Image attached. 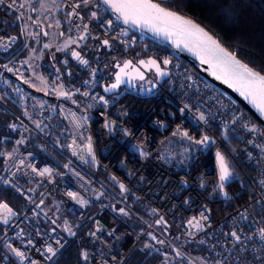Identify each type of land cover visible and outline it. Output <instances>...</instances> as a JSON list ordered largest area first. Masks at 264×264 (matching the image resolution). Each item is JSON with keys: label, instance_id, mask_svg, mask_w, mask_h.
<instances>
[{"label": "built area", "instance_id": "built-area-1", "mask_svg": "<svg viewBox=\"0 0 264 264\" xmlns=\"http://www.w3.org/2000/svg\"><path fill=\"white\" fill-rule=\"evenodd\" d=\"M154 1L163 4L165 0ZM59 2L69 16L72 32L49 49L62 53L90 37H104L123 55L119 58L135 59L124 46L130 43L138 52L155 57L169 69V75L149 93L120 87L107 95L98 87L102 78L98 62H90L87 73L72 81L54 73V104L66 138V161L60 165L34 152L20 153L5 169L1 183L18 190L25 205L19 211L5 200L0 202L14 213L4 223L0 209V222L6 225L0 233V264H48L55 257L47 258L51 256L48 246L57 253L75 236L44 204L45 195L52 190L67 200L64 211L91 221L86 264H123L133 249L148 248L149 229L172 240L169 230L178 234L189 243V247L179 245L193 264H264V241L258 235L264 226L252 207L256 202L264 209V185L260 183L264 180V126L179 54L120 23L101 0ZM24 7V0L0 2L1 46L11 44L12 30L17 27L29 46L41 35L39 26L26 19ZM47 42L48 38L41 44ZM164 60L170 63L164 65ZM147 78L150 83L156 79L153 73ZM48 93H41L40 101L46 102ZM201 114L205 119H200ZM252 128L256 131H250ZM185 132L195 143L206 134L215 143L198 144L179 164L162 149L172 136ZM226 132L235 137L236 148L226 146ZM218 146L236 164L244 183L232 172L223 190L216 187ZM239 150L251 162V174L237 162ZM45 168L50 175L39 174ZM105 189L112 192L118 206L133 210L146 226L137 228L109 201L102 200ZM69 192L85 203L68 196ZM135 206L144 208L145 214ZM71 232L76 234L74 228ZM233 232L240 236L239 241ZM14 249L24 252L25 258L16 256Z\"/></svg>", "mask_w": 264, "mask_h": 264}, {"label": "trees", "instance_id": "trees-1", "mask_svg": "<svg viewBox=\"0 0 264 264\" xmlns=\"http://www.w3.org/2000/svg\"><path fill=\"white\" fill-rule=\"evenodd\" d=\"M163 4L187 14L205 25L235 56L264 73V0H165ZM59 14L63 18V22H61L62 26L58 31V38H62L70 35L72 29L68 14L62 8ZM12 36L13 40L9 46L0 45V201L5 200L13 208L20 211L25 205L23 195L12 186L1 183V177L8 166V153L20 145L22 153L34 152L60 165L66 161V138L63 135L62 121L54 104L56 95V90L53 89L55 70H58L64 81H68L70 76L77 79L86 74L90 62H98L102 73L98 87L101 88L103 83H109L113 79L112 77L111 81L107 82V76L110 72L107 68L108 64L113 61L115 55L121 57L123 55L117 51H106L103 47L99 49L100 37H90L83 44L70 46L57 56L52 49L42 48L41 42L47 36L41 33L37 39L36 47L38 50L47 53L48 58L45 62H38L37 68L45 75L49 86L52 87L46 102H42L39 98L40 90L31 86L28 87L24 82L23 76L29 72L26 70L28 63L25 62L29 55L26 36L20 27L12 30ZM124 46L135 59L147 56L146 53L138 52L130 43L124 44ZM74 48L81 50L82 61H87V64L82 61H74L70 57V52ZM66 70L70 71L69 76L65 74ZM33 116L40 122L38 127L32 124L31 118ZM13 125L15 127H12ZM223 140L228 148H236V140L232 134L224 133ZM195 145L197 149L198 144L195 143ZM217 150L226 157L231 171L238 174V178L244 183L245 181L236 164L228 158L221 146H218ZM162 152L169 159L179 164L184 163L193 153L182 154L164 148ZM237 162L251 174L253 166L240 150L237 151ZM103 181L111 187L110 189L117 192L105 180ZM54 193L60 195L56 191ZM101 199L118 206L115 196L107 189L101 193ZM66 202L67 200L63 197L60 202L52 201L51 203L46 198L44 200V204L60 221L66 219L77 228L75 236L70 237L69 241L48 264H86L83 254L87 253L88 255L89 251L88 234L91 221L88 219L79 220L64 211L63 207ZM252 207L264 226L263 207L256 202H253ZM135 209L141 214H145L144 208L135 206ZM115 210L119 213L117 209ZM122 216L131 221L137 228L141 229L146 226V222L139 218L133 210H130L128 215ZM5 227L6 225L0 222V233ZM150 233L155 236V240L149 237ZM169 235L173 236V240L178 244L189 247V243L174 231L169 230ZM146 238L150 243L149 247L147 249L138 247L133 249L123 264H190L183 255L171 256L174 254V246L168 243L167 239L157 230L149 229ZM159 241H163V243H159Z\"/></svg>", "mask_w": 264, "mask_h": 264}, {"label": "snow or ice", "instance_id": "snow-or-ice-1", "mask_svg": "<svg viewBox=\"0 0 264 264\" xmlns=\"http://www.w3.org/2000/svg\"><path fill=\"white\" fill-rule=\"evenodd\" d=\"M0 2H2V0H0ZM104 3L117 14L118 19H122L126 24L147 27L155 33L176 38L173 39V43L176 44L177 47L183 45V47L188 48L189 51L198 55L202 63L211 66L213 69L212 74L216 76L217 79H222L224 83L229 84L230 87H234L241 95L250 100L261 114H264V75H261L238 61L232 53L225 49L220 42L205 31L204 28L176 12L161 7L159 3H154L153 0H104ZM23 6L24 5H20V7ZM107 43L108 41H104V44ZM73 55L76 56L77 59H80L79 53H73ZM82 62L87 64V61ZM139 63L149 69H155V72L160 76L167 75L160 63L154 59L147 61L141 60ZM162 63L167 65L170 61L164 60ZM9 71H11V69H9ZM134 74L139 79H144L143 73L140 72L136 65L131 61L124 63L123 67L120 68V74L116 76V83L112 85V88H116L122 82L124 76H128L131 79ZM61 95L67 96V93L62 92ZM200 119H205L203 114H201ZM12 127L15 126L13 125ZM250 131L255 132L256 129L252 128ZM183 135L187 136L188 133L185 132ZM261 135H264V133H261ZM196 143L205 145L215 143V141L209 136H204L202 139L197 140ZM256 146L259 147V145ZM87 150L91 152L90 145ZM215 156L219 168L216 187L223 190L225 182L228 181L233 174L226 157L220 152H217ZM46 173L50 175V169L45 168L39 174L45 175ZM260 183L264 185V180ZM120 187L122 189L124 188L123 185H120ZM67 195L74 200H78L81 204L85 203L82 199H78L77 194L74 192H69ZM0 209H3L5 215L3 222L8 223L7 216L14 214L12 209L9 208L7 204H0ZM119 213L125 216L128 215V212L124 208H120ZM203 218L207 219V217ZM161 222L163 221H158V223ZM189 223H191V221ZM197 227H199L198 223ZM67 230L71 235H75L74 232H71L70 228ZM108 234L112 235V232ZM92 235H95V233H92ZM231 235L236 241L240 240V236L235 232L231 233ZM258 235L259 239L264 241V229H260ZM152 239L155 240L156 238L153 236ZM56 243L59 244V241L57 240ZM159 243H163V241H159ZM145 247L149 246L146 245ZM13 251L15 255L21 259L25 258L24 252L16 249ZM47 252L51 253V256L47 257L51 259L52 256H55L56 249L48 246ZM176 254L178 256L180 255L179 252ZM83 259H88L87 253L83 254Z\"/></svg>", "mask_w": 264, "mask_h": 264}, {"label": "water", "instance_id": "water-1", "mask_svg": "<svg viewBox=\"0 0 264 264\" xmlns=\"http://www.w3.org/2000/svg\"><path fill=\"white\" fill-rule=\"evenodd\" d=\"M101 2L104 4V6L106 7L108 13L110 15H112L114 18H116L120 23L128 26L129 28L139 32L140 34L144 35L148 40L158 44L161 47L170 49L174 52H176L177 54H179L183 59H185L186 61H188L190 63V65L197 70L199 73H201L202 75H204L206 78H208L210 81H212L213 83H215L216 85H218L219 87H221L222 89H224L226 92H228L237 102H239L258 122H260L263 126H264V114H261L256 107L250 102V100L246 99L243 95L240 94L239 91H237L234 87H230L229 84L224 83V81L222 79H217L216 76H214L213 73V69L211 68V66L209 64H205L201 62V59L198 55H196L194 52L189 51L188 48L183 47V45H181L180 47H177L176 44L173 43V39H176L174 37L171 36H165L163 34H158L155 33L153 31H151L149 28L147 27H141V26H135V25H129L123 22L122 19H118L117 18V14L109 8V6L107 4L104 3V0H101ZM154 3H159L153 0ZM161 7L176 12L179 15L185 17L186 19H190L192 20L194 23L198 24L200 27L204 28L205 31H207L211 36H213L216 40H218L220 42V44L227 49L230 53H232L220 40L219 38L209 29L207 28L205 25H203L202 23H199L198 21H196L195 19H193L192 17H190L189 15L171 9L167 6H165L162 3H159ZM35 24H37L41 30V33L44 36L48 35V31L46 29V26L43 23H38L37 20L33 21ZM104 41H108L107 44H104ZM104 48L106 51H114L111 48L110 42L108 39L104 38V37H100V45H99V49L100 48ZM73 53H79L80 59H77L76 56L73 55ZM233 54V53H232ZM233 56H235L233 54ZM70 57L74 60V61H82L83 57H82V52L81 50H79L78 48H74L71 52H70ZM235 58L240 61L242 64L247 65L249 68L253 69L254 71L260 73L261 75H264V73L254 69L253 67L249 66L247 63H245L243 60H241L240 58H238L237 56H235ZM156 60L158 63H160L155 57L153 56H144L138 59H132V58H125L123 61L124 62H116L115 63V70L113 72V80L109 83H103L101 85V90L106 93L107 95H111L114 94L115 92H117L119 90L120 87H127L129 89H133L138 91L139 93H149L151 92L153 89L157 88L158 83H162L165 78L168 77L169 75V69L165 66H162L161 63V67L164 69V71L167 73V75L165 76H160L158 73L155 72V69H149L148 67H145L144 65L140 64L139 62L141 60L147 61V60ZM116 61H120V60H116ZM131 61L134 65H136L140 72L143 73L144 79L147 78L148 73H153L156 77V79L154 81H152L149 85H140L139 81H142L141 79H139L137 76H135V74L133 75V78H129L128 76H124L122 78V82L116 87V88H112V85L116 83V76L118 74H120V68L123 67L124 63ZM65 74L67 76L70 75V71L66 70ZM71 81L74 79V76H70L69 78ZM143 79V80H144ZM217 153V152H216ZM216 158V156H215ZM231 178V177H230ZM40 203H43V200L40 201ZM112 207L114 209H117L119 211L120 208H124L127 212L130 211L129 208H126L124 206H116L115 203L111 204ZM168 231V230H166ZM154 235L152 233H150L149 237L152 239ZM155 237V236H154ZM153 240V239H152Z\"/></svg>", "mask_w": 264, "mask_h": 264}, {"label": "rangeland", "instance_id": "rangeland-1", "mask_svg": "<svg viewBox=\"0 0 264 264\" xmlns=\"http://www.w3.org/2000/svg\"><path fill=\"white\" fill-rule=\"evenodd\" d=\"M24 14L27 20L30 21L31 24H35L33 21L37 20L38 23H43L46 26V29L48 31V35L46 38H48V42L44 45H41L42 48H47L50 47L52 48V45L56 44L57 42L61 41L58 38V31L60 27L62 26L63 18L60 16L59 11L61 10V5L59 0H24ZM32 8H34L32 11ZM65 20V19H64ZM37 25V24H35ZM66 39V37L64 38ZM59 40V41H58ZM29 55L25 59L28 64L26 66L27 74H24V82L26 83L27 81V86H31L36 88V90H40L41 93L44 92H49L50 87L48 84V81L46 80L45 75H43L37 68L38 62H45L47 61V53H44L40 49L38 50L36 45H37V38H34L29 42ZM57 56L61 55L60 52H55ZM120 58L115 55L113 58V61H110L108 64V69L110 72L108 73L107 76V82L111 81V78L113 77V72L115 70V63L116 62H124V61H116L119 60ZM56 74H60L58 70H55ZM113 80V79H112ZM140 85H148L150 83V79L146 78L142 81H139ZM55 85L53 86V89L56 90L57 84L54 83ZM55 87V88H54ZM32 124L34 126H39L40 122L36 119V117L31 118ZM204 136H209V135H204ZM210 137V136H209ZM211 138V137H210ZM207 145V144H205ZM165 150H174L176 152L182 153V154H190L193 152L194 149H196L195 143L188 137L185 136H179L175 135L172 136L166 144L163 147ZM22 151L20 150V145H18L15 149L10 151L7 155V162L8 165L14 161V159L20 154ZM53 195V193H50V196ZM56 196V199L54 201H61L62 197L59 195H54ZM1 202V201H0ZM134 217V216H133ZM135 218V217H134ZM59 220V219H58ZM59 222H61L59 220ZM70 229H75L77 232V228L75 225L72 224ZM166 237V236H165ZM166 241L174 246V254H171L173 257H179L182 256L184 257L185 260L188 261V263L193 264L190 261V258L186 256V254L183 252V250L180 248V245L177 244L175 240H172L166 237ZM167 244V243H166ZM179 252L180 255L178 256L176 253ZM190 261V262H189Z\"/></svg>", "mask_w": 264, "mask_h": 264}, {"label": "crops", "instance_id": "crops-1", "mask_svg": "<svg viewBox=\"0 0 264 264\" xmlns=\"http://www.w3.org/2000/svg\"><path fill=\"white\" fill-rule=\"evenodd\" d=\"M51 192L53 193V195H51V196L48 195V194H50ZM54 192H55V191L52 190V191H49V192L45 195V198H46L47 201H50V202L52 203V201H54V200L56 199V196H54V195H58V194H56V193H54ZM59 196H61V195H59ZM61 222H62L64 228H69V227L72 226V225L69 223V221L66 220V219H63Z\"/></svg>", "mask_w": 264, "mask_h": 264}, {"label": "flooded vegetation", "instance_id": "flooded-vegetation-1", "mask_svg": "<svg viewBox=\"0 0 264 264\" xmlns=\"http://www.w3.org/2000/svg\"><path fill=\"white\" fill-rule=\"evenodd\" d=\"M34 1H35V0H34ZM33 9H34V8H32V11H34ZM119 60H120V61H123L124 59L120 58ZM139 83H140V82H139Z\"/></svg>", "mask_w": 264, "mask_h": 264}]
</instances>
